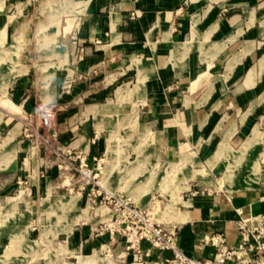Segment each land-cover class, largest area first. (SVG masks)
Instances as JSON below:
<instances>
[{
	"label": "crops",
	"instance_id": "1",
	"mask_svg": "<svg viewBox=\"0 0 264 264\" xmlns=\"http://www.w3.org/2000/svg\"><path fill=\"white\" fill-rule=\"evenodd\" d=\"M77 1L71 13L64 14L53 28V32L58 28L55 42H48L49 35L45 36L36 59L32 49L21 51L36 63L55 61L53 54L59 51L66 56V66L55 68L43 79L34 67L30 74L14 76L7 89L0 91V129H4L3 137L0 135V194L13 189L10 183L14 179L19 180L14 184L33 182L31 189L35 190L40 186L34 179L44 172L42 203L47 206L48 195L52 200L63 198L54 191L71 189L74 184L73 154L90 163L101 157L105 165L108 153L116 157L107 152V136L101 137L106 127L109 132L117 124L111 125L108 118L139 110L147 122L142 123L144 131L150 130L151 152L144 155L143 151L138 161L146 158L151 169L154 163L161 166L163 159L171 161L202 145L199 154L216 173L208 161L216 157L222 141L228 142L226 151L219 155L217 172L226 174L235 163L233 172L239 175L236 184L229 192L189 198L190 206L177 202L174 220L168 222L176 227L178 245L190 257L212 256L215 248L207 238L215 232L223 233L229 246L235 245L239 239L237 210L242 217L264 214V165L262 179L249 187H244L242 178L245 165L236 168L239 159L247 155L248 149L241 155L245 144H255L260 136L253 133L240 150L230 144L240 147L245 130L241 127L247 117L257 108L264 110V0ZM17 2L0 0V42L14 49L7 61L16 59L19 46L8 43L9 37L14 34L16 40H22L26 33L20 37L23 21L10 28L13 15L9 13L18 8ZM49 44L54 49L44 52ZM40 55L45 58L40 59ZM69 77L71 84L66 85ZM139 80L143 101L118 102V90L134 89ZM46 107L55 113L57 150L48 143L38 145L40 135L48 137L43 115ZM236 134L240 136L231 141ZM211 142L217 143L212 152ZM192 161L199 163L197 157ZM263 161L264 154L253 166ZM126 170L127 166L125 175L130 177ZM105 171L97 175L101 176V187L108 189L107 175L112 169ZM121 195L134 198L124 192ZM107 213V208H101L99 216ZM90 220L89 213V219L81 221L86 224ZM69 230V249L80 253L76 257L108 249L117 237L107 231L94 233L92 226H70ZM87 236L90 242L84 245L82 238ZM120 248L123 256L128 254V260L135 262L133 251L120 245L115 250ZM163 257L154 254L145 257L142 264H165Z\"/></svg>",
	"mask_w": 264,
	"mask_h": 264
},
{
	"label": "rangeland",
	"instance_id": "2",
	"mask_svg": "<svg viewBox=\"0 0 264 264\" xmlns=\"http://www.w3.org/2000/svg\"><path fill=\"white\" fill-rule=\"evenodd\" d=\"M77 2V0H18V8H12L9 13V15H13L10 28L18 27L19 23L23 21L20 28V37L25 31L26 33L22 40H16L14 34L7 40L8 43L19 45L16 49V59L7 61L10 54L14 53L11 52L14 49L10 50L0 42V91L7 89L14 76L30 74L34 67L37 68L39 78L43 79L50 77L55 68L66 66V56L61 55L59 51L53 54L56 58L55 61L45 63H36L29 55H25L21 51L29 53L32 49L33 58L36 59L37 50L44 43L45 36L49 35L48 42H55L58 28L54 32L53 28L59 24L60 18L64 14L71 13L72 7ZM44 26L47 28L45 29ZM53 49L52 44H49L43 48V51L50 52ZM43 58L45 56L40 55V59ZM71 81L72 78H67L66 85L71 84ZM141 85V80H139V84L134 89H119L117 92L118 102L127 100L133 102L143 101L145 97L139 92L143 88L137 87ZM137 88H140V90ZM140 115L139 110H136L130 115H113V117L108 118L111 125H115L116 122L117 124L109 132L106 127L105 131L101 133V137L105 138L107 136V152L115 154L116 157L112 158V154L108 153L109 155L105 159L109 158V160H105V165L102 164L101 160V164H97L101 157H96L93 163L87 162L89 168L94 169V174H96L94 179H87L80 174L79 160L76 158L78 153H74L73 160L70 159L73 163L71 173L74 184L70 186L71 189H56L54 191L56 194L62 195L63 198L59 197L52 200L51 196L48 195L47 206L42 203L44 190L41 187V182L44 180V172L42 173L44 176L41 173L36 175L34 182H37V186L41 188L36 187L35 190L31 189L33 182L14 184L19 180H9L13 182L10 183L13 189L8 194H0V264H135L136 262L128 260V254L123 256L121 248L115 250L117 245L126 248L128 243L126 242L127 235L123 233V225H117V223L111 221L106 222L111 217V220L114 219L111 207H109L106 216H99L101 208H104L102 203L104 191L120 195L123 192L128 193L138 201L132 198V204L139 205L144 209H151L152 202L158 200L159 211L156 217L163 215L167 221H170L174 220V211L179 207L177 202H182L186 206V200L189 198L221 192L220 185L229 180L231 175L238 180L239 175L233 172L235 163L229 166L226 174L222 175L217 172L219 155L221 152L226 151V149L224 150L225 143L223 141L219 145L216 157L208 161L216 173L204 163V158L200 156L202 145L196 146L188 152L180 153L171 161L163 159L161 166L158 162L154 163L152 167L157 169L152 168V170L148 166L149 163L146 158L138 161L142 159L143 151L144 155L151 152V144L148 139L150 130L144 131L142 123L147 122ZM254 124L257 125V128H254L255 131L252 130ZM243 129L245 130L241 135L240 147L230 143L234 150L238 148L240 150L243 143L249 139L248 137L253 138V133L260 136L255 144H251L247 148V155L243 158L240 156L239 164L236 167L240 170L245 165L244 168L247 171L243 176L246 179L251 174L253 164L255 162L259 163L261 156L264 154V110L260 111L257 108L253 114L248 116L245 125L241 127V130ZM3 133L4 129H0L2 137ZM238 136L240 134L234 135L231 141ZM44 138L41 135L39 136L38 145L46 143ZM216 144L211 142V152L216 149ZM225 145V148H228V142ZM50 148L53 149L51 146ZM101 156L103 158V155ZM195 156L199 163L192 161L193 158H196ZM103 165L104 167L101 169ZM126 166V173L130 174V177L125 175ZM147 166L149 172L146 173L145 171H148V169L146 170ZM105 168V172L112 169L107 175L108 189L101 187L99 184L101 176L97 175L100 170L104 172ZM139 175L142 178H138ZM126 176L128 179H125ZM261 179L262 177L259 176L258 182ZM243 181L245 182V180ZM35 183L34 185H36ZM213 183L215 184L212 185ZM26 187L30 189H26ZM115 187L119 190H116ZM244 187H249V185L245 183ZM153 193L154 199H152ZM153 206L155 209L154 204ZM89 213L92 220L85 224L81 220H88ZM99 220L102 222L97 224V222H100ZM70 226L72 228L92 226L94 233L107 231L112 235H117V237L115 236L108 249L103 248L94 254L83 252L81 257H76L75 255L80 253H74L73 250L69 249ZM82 240L84 245L90 242L89 236L83 237ZM122 243H124L123 246Z\"/></svg>",
	"mask_w": 264,
	"mask_h": 264
},
{
	"label": "built area",
	"instance_id": "3",
	"mask_svg": "<svg viewBox=\"0 0 264 264\" xmlns=\"http://www.w3.org/2000/svg\"><path fill=\"white\" fill-rule=\"evenodd\" d=\"M43 115L48 131V137L44 141L57 150L55 113L50 107H46ZM76 158L83 178L94 179L96 174L94 169L89 168L86 158L80 154ZM102 203L104 208L112 209L114 219L110 221L123 225V233L127 235L126 248L134 252V261L137 263L142 264L145 257L157 254L164 255L165 264H264V214L242 217L241 211L237 210L238 242L229 246L223 233H212L207 242L215 248L214 254L210 257L193 258L179 247L176 227L170 225L163 216L156 217L159 211L158 200L153 202L155 209L153 204L151 209H144L133 205L127 196L104 191Z\"/></svg>",
	"mask_w": 264,
	"mask_h": 264
},
{
	"label": "bare ground",
	"instance_id": "4",
	"mask_svg": "<svg viewBox=\"0 0 264 264\" xmlns=\"http://www.w3.org/2000/svg\"><path fill=\"white\" fill-rule=\"evenodd\" d=\"M251 142L252 141H249L247 144H245V146L243 147L244 149H243V151H241V155L242 156H244L245 155V151H247V148L249 147V145L251 144ZM254 142V141H253ZM226 144V143H225ZM224 144V150L227 148H225V145ZM223 147V146H222ZM221 152V151H220ZM221 154H222V152H221ZM243 158V157H242ZM241 162V161H240ZM263 165H264V161H263V163H261V164H257V165H254L253 167H252V171H251V174H249L248 176H247V178L246 179H244V176L242 177L243 178V180H245V183H247L249 186H251V184L253 183V182H258V180H259V176H261V169H262V167H263ZM246 174V173H245ZM221 182V181H220ZM235 182H237L236 181V179L234 178V176L233 175H231V177L229 178V180H227V181H225V182H223L221 185H220V189L221 190H231V188L234 186V184H236ZM185 205L186 206H190V205H192V203L191 202H187V203H185ZM72 206V205H71ZM75 206V205H74ZM63 207V206H62Z\"/></svg>",
	"mask_w": 264,
	"mask_h": 264
}]
</instances>
